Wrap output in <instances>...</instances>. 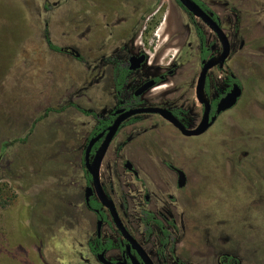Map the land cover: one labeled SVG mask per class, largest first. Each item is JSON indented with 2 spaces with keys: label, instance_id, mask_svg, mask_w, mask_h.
Masks as SVG:
<instances>
[{
  "label": "rangeland",
  "instance_id": "rangeland-1",
  "mask_svg": "<svg viewBox=\"0 0 264 264\" xmlns=\"http://www.w3.org/2000/svg\"><path fill=\"white\" fill-rule=\"evenodd\" d=\"M161 1L164 7L148 32L152 24L155 29L159 26L161 15L173 3ZM73 4L72 0H0V264H99L89 254L84 227L88 217L80 211L82 151L95 120L78 108L105 115L116 103L99 59L106 49V34L110 31L111 36L117 29L113 27L119 26L121 3H116L115 12L111 4L105 7L104 24L94 30L106 36L94 46L89 44L88 25H66L81 8ZM169 20L173 29L188 27L187 16L179 10L172 11ZM141 23L136 39L140 49L146 40L150 45L156 38L145 33L142 39L146 25ZM165 25L157 32L160 38L168 32ZM47 33L51 43L79 50L88 64L51 50ZM193 40L191 35L188 42ZM186 41L176 39L172 31L162 42L163 47H173L169 56L164 57L163 49H152L142 74L157 76L170 69L174 74L144 99L183 108L187 123L195 128L202 118L195 96L201 67L197 52L187 51ZM248 49L237 50L223 68L210 71L212 98L225 88L228 73L242 81L244 94L206 134L188 138L161 117L146 115L135 130L129 127L119 134L105 159L147 162L143 149L164 146L166 140L174 163L189 176L187 193L172 190L180 227L183 213L196 211L220 226L190 223L187 230L174 233L179 254L197 264L207 259L215 264L219 252L234 253L244 264H264V56L249 58ZM124 140L127 144L120 149ZM124 178L118 187L129 197L130 214L136 217L139 202L133 193L139 182L130 174Z\"/></svg>",
  "mask_w": 264,
  "mask_h": 264
},
{
  "label": "flooded vegetation",
  "instance_id": "flooded-vegetation-1",
  "mask_svg": "<svg viewBox=\"0 0 264 264\" xmlns=\"http://www.w3.org/2000/svg\"><path fill=\"white\" fill-rule=\"evenodd\" d=\"M72 1L75 3L73 4L74 8L75 5H81V8H76V11H78L76 16L74 15L72 18H68L66 25H88V34L91 35L89 44L91 46L96 45L99 42L98 39L100 37L107 35V41L105 40L103 45V47L106 45V49L105 51L102 50V56L99 61L102 68L104 67L105 69L103 73L105 85L109 87L111 86L116 100V103L112 105L109 112L105 115L96 114L95 112L89 111L86 108H78L86 117L89 115L95 120L94 125L87 133V137L83 145V156L81 158L80 164L83 181L81 201L83 209L81 208L80 211L84 212L85 216L88 217V223L84 226L86 229H88V251L91 257L99 264H107L102 262L99 257V255L103 252L104 258L110 262L109 264H118L119 262L123 264H133L134 262L144 264V259L140 253L136 248L133 247V245L117 226L110 209L101 202L94 186L92 176L88 170V167L86 166V150L88 149L90 141L95 139V142L90 150L89 162L91 163L96 151L106 136L108 127L121 114L116 112L121 109L129 110L131 108L138 107L166 108L170 110L187 128L195 129L202 121L205 112V105L200 102L197 96L199 77L201 75L204 63L209 60H216L217 58L221 57L223 52V44L218 33L202 18L192 13L180 0H171L173 3H169L163 15H161L159 26L155 29V27L153 28L155 24H152V28L149 32L147 29L150 27V23L155 20L153 17H155L157 13L160 12L164 7V4L161 0H85L86 3H83L85 6L84 8H82L83 4H81L79 0ZM76 1H78L79 4ZM191 1L198 4L206 13H208V15L212 17L214 21L218 23L219 27L226 35L230 47L229 54L223 63H219L211 67L206 74L204 96L205 99L209 100L211 103L212 108L210 117L215 115L218 102L228 92L231 91L234 84H238L240 86L242 90L241 96L238 98L237 103L233 107L217 114L215 121L204 133L200 135H184L176 126H174L170 121L158 113H140L126 119L122 122L110 145L108 146L99 171L100 185L107 198L114 204L116 213L118 214V217L120 218L124 228L139 244V246L154 264H180V262L184 264H197L192 259L189 260L185 256L179 254L174 243V233H177L181 230H187L190 226V223H193L194 225L196 224L195 226H202L204 223L211 224V222H207L208 220L205 219L206 216L202 211L188 213L185 212L183 213L180 227L179 218L177 216V206L175 207L176 209L172 207V203L176 199V195L172 193V190L185 189V192L187 193V189L189 188V176L184 168L174 163L171 151L165 146L166 140H164V146H157L154 144V146L152 148H148V150L143 149L147 158L145 161L147 162H142L141 160L136 164L129 157L120 158L106 163L105 159L109 149L124 129L131 127L132 130H135V125H137L139 121L142 120L146 115H157L161 117L185 137L191 138L194 136H203L217 123L219 117L222 114L234 109L238 105L244 94V86L242 81L235 73H228L225 88H223L215 98H212L210 96V71L214 68H223L226 61L230 59L237 50H243L246 46L249 47V49L246 51L249 58L264 56V0ZM118 2L121 3V6L117 5L120 7V9H117L120 10L118 18L119 26H112L113 28L117 29L113 31L111 36L109 35L110 31L106 35H103L101 30L96 32L94 30V26L104 24L105 16H103V11L106 9L105 7L112 5L111 9H113L115 12L117 11L115 9L116 3ZM178 10L187 16V29H173L168 24V21H170L169 17L171 12H178ZM59 19H61V16ZM141 21H145L146 25L144 30L141 31L142 39L143 35L148 33V38L153 34L157 40L155 38L150 45L149 41L146 40L143 48L140 49L137 47L136 39L138 28L142 24ZM165 23V26L168 29V32L165 33V36L167 37L163 36L160 38L157 36V32L159 28ZM105 24L110 25L109 23ZM172 31L174 32L176 39H179V37L182 38V42L183 37H186V45L188 46L187 51H190L191 54H195L197 52L200 59L201 70L197 78L195 96L197 101L202 106V118L195 128H192L187 123V111H185L183 108H170L168 106L154 105L147 103L144 99V95L148 91L161 87L164 82H166L167 77L174 74V69H170L166 71V73L158 74L157 76L149 77L147 76L148 74H142L144 67L149 63V60L153 56V53L151 52L152 49L154 51L163 49L164 57H167L171 54L168 53V51L173 49V47H163L162 42L165 40V38H168ZM191 35H193L194 40L188 42V38ZM212 36L213 39H210ZM45 37L47 39L48 46L54 52L72 56L74 59L80 62H86L88 64V57L86 58L83 56L76 48L68 45L61 46L51 43L48 33L45 35ZM145 38H147V36ZM150 39H152V37ZM170 44H172V42ZM238 44L239 47H237ZM50 45L57 46L59 50L52 49ZM147 45L148 47L146 48ZM136 48L137 50H135ZM134 56H144L145 59L139 67L132 69L131 58ZM118 64L128 72L127 77L123 79L122 93L118 92L115 81L114 70ZM149 73H151L150 70ZM86 79L88 80V73ZM152 81L154 82L153 86L147 88L140 94L137 93L140 88ZM71 105L75 106V104ZM177 109L181 110L180 116L174 113V111ZM101 120L106 121L107 125L104 126L101 131H96V133H94L97 127L101 124ZM126 144L127 141L125 140L121 142L119 145L120 149L126 146ZM127 163H130V166H127ZM179 170L183 171L186 177L183 186L179 185ZM126 174L132 175L133 178L139 182V187L133 193L139 202L135 206L136 217H133L130 214L129 197L124 191H120L118 187L119 183L124 181V176ZM88 187L92 188V194L89 197V200L87 197ZM145 210L150 211L154 218L161 224L157 223L155 219H151L150 222L145 221L144 218L147 217L144 215ZM193 219H195V222L191 221ZM212 225L213 227L215 225L217 228L220 227L218 223L211 224V227ZM106 228L108 230H106ZM155 229H157V232ZM166 231L168 234H166ZM191 255H195V252H191ZM225 256H233L237 258L238 261L233 260L231 264H244L243 260L238 255L231 252H219L218 256L216 257L215 264H228V260L225 258ZM208 260L209 259L203 263L209 264Z\"/></svg>",
  "mask_w": 264,
  "mask_h": 264
},
{
  "label": "water",
  "instance_id": "water-1",
  "mask_svg": "<svg viewBox=\"0 0 264 264\" xmlns=\"http://www.w3.org/2000/svg\"><path fill=\"white\" fill-rule=\"evenodd\" d=\"M192 13L197 15L198 17L202 18L211 28H213L219 35L220 40L223 44V52L221 57L212 60L207 61L204 63V66L201 71V75L199 77L198 86H197V96L201 103L205 105V112L203 115V119L200 122V124L195 129H189L187 128L182 122L168 109L162 108V107H138V108H131L129 110L121 109L118 110L116 113H121L117 119L108 127L106 136L101 143L100 147L95 153V156L93 158V161L90 163V150L95 142V139H92L89 143L88 149L86 150L85 159H86V166L88 167V170L92 176L94 186L96 188V191L98 193V196L101 200V202L110 209L114 220L119 227V229L122 231V233L126 236V238L129 240V242L133 245L134 248L137 249V251L140 253L142 258L144 259V264H154L150 258L146 255V253L142 250V248L139 246V244L132 238V236L126 231L124 228L120 218L118 217V214L116 213L114 204L112 201H110L107 196L105 195L99 180V171H100V165L102 163L103 157L108 149V146L110 145L112 139L114 138L117 130L119 129L120 125L123 121L126 119L140 113H158L162 115L165 119L170 121L174 126H176L184 135L187 136H193V135H200L204 133L208 127L215 121L217 114L221 113L222 111H225L227 109H230L233 107L237 101L238 98L241 96L242 90L238 84H234L233 88L230 92H228L223 98L220 99V101L217 104L216 113L214 116L210 117L211 113V103L209 100L205 99L204 96V84L206 80V74L208 70L217 65L222 64L223 61L227 58L230 47L229 42L222 31V29L219 27L218 23L212 19L208 13H206L198 4L194 3L191 0H180ZM145 57H132V69H135L141 65V63L144 61ZM154 85V82H149L146 85H144L142 88L138 90V94L145 91L147 88ZM127 166H130V163H127ZM180 178H179V185L183 186L185 183V175L184 172L179 170ZM92 194V188L88 187L87 189V197L89 200V197ZM102 262L109 264L110 262L104 258V252L99 255ZM118 264H123L119 262ZM133 264H139L137 262H134Z\"/></svg>",
  "mask_w": 264,
  "mask_h": 264
},
{
  "label": "trees",
  "instance_id": "trees-1",
  "mask_svg": "<svg viewBox=\"0 0 264 264\" xmlns=\"http://www.w3.org/2000/svg\"><path fill=\"white\" fill-rule=\"evenodd\" d=\"M50 46L54 50H59V48L57 46H54V45H50ZM114 73H115L116 88H117L119 93H122V91H123V79L127 77L128 72L126 71V69H124L123 67H121L118 64L114 70ZM180 111L181 110L177 109L174 111V113L176 115L180 116ZM100 123L101 124L97 127V129L94 131V133H96V131H101L103 129V127L107 125V122L103 121V120H101ZM144 215L147 216L144 218V220L147 222H150L151 219H155L153 214L148 210L144 211ZM156 222L161 224L158 220H156ZM166 234H168L167 231H166ZM225 258L228 260V264H231L233 260L238 261L237 258L233 257V256H225ZM180 264H184V263L180 262Z\"/></svg>",
  "mask_w": 264,
  "mask_h": 264
}]
</instances>
